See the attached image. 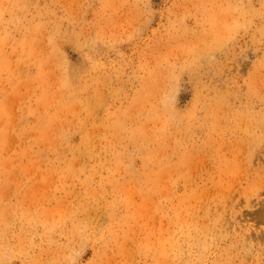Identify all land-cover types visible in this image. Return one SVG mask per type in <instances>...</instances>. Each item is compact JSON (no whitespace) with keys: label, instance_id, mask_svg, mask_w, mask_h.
Returning a JSON list of instances; mask_svg holds the SVG:
<instances>
[{"label":"rangeland","instance_id":"obj_1","mask_svg":"<svg viewBox=\"0 0 264 264\" xmlns=\"http://www.w3.org/2000/svg\"><path fill=\"white\" fill-rule=\"evenodd\" d=\"M0 264H264V0H0Z\"/></svg>","mask_w":264,"mask_h":264},{"label":"bare ground","instance_id":"obj_2","mask_svg":"<svg viewBox=\"0 0 264 264\" xmlns=\"http://www.w3.org/2000/svg\"><path fill=\"white\" fill-rule=\"evenodd\" d=\"M56 135H57V133H56ZM54 145V144H53ZM83 155V154H82ZM38 156V155H37ZM79 159V158H78ZM78 161V160H77ZM86 161V160H85ZM81 167V166H80ZM80 169V168H79ZM79 171V170H78ZM76 174V173H75ZM76 195V194H75ZM91 214V213H90Z\"/></svg>","mask_w":264,"mask_h":264}]
</instances>
